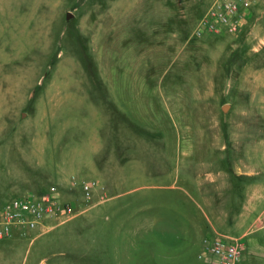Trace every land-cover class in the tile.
I'll return each instance as SVG.
<instances>
[{"label":"rangeland","instance_id":"1","mask_svg":"<svg viewBox=\"0 0 264 264\" xmlns=\"http://www.w3.org/2000/svg\"><path fill=\"white\" fill-rule=\"evenodd\" d=\"M139 1L83 19L67 9L107 7L0 0V210L55 187L81 211L79 185L90 179L105 185L109 198L32 249L25 240L0 242V264H210L198 258L200 247H185L169 231L159 237L152 224L170 218L181 199L171 189H187L188 173L203 172L199 143L215 135L264 137V0L239 35L203 38L193 32L214 0H171L172 11L166 0L149 1L148 15ZM93 22L98 38L90 50ZM168 50L179 61L163 81L166 61L161 68L150 62ZM187 69L188 82L180 79ZM181 89L179 105L174 95ZM106 100L99 116L96 103ZM178 139L196 145L187 153ZM125 141L132 148L124 154Z\"/></svg>","mask_w":264,"mask_h":264},{"label":"crops","instance_id":"2","mask_svg":"<svg viewBox=\"0 0 264 264\" xmlns=\"http://www.w3.org/2000/svg\"><path fill=\"white\" fill-rule=\"evenodd\" d=\"M94 1L98 4L101 3L102 7L104 5L107 8L105 10L99 9V7L96 9L94 7L96 4L91 2L90 8L92 9L85 13H83L84 11L80 13V10L77 8H68V15L70 13L69 16L71 17L73 11H76V13L80 14L79 18L84 19L93 17L95 13H101L99 16V19H101L103 13L108 16L111 14L109 11L122 8L123 3L129 0ZM149 1L152 2L154 0L139 1L143 4L140 7L145 10L146 15L150 12V6L147 4ZM105 2H108V4L106 5ZM129 7L128 9L131 11H136L138 5L133 8L132 4H130ZM169 8L172 11V8ZM94 22L90 23L91 26L89 27V31L94 34L92 41H90V50H93L94 46H96L98 38V23L94 25ZM145 24L146 20L144 22ZM134 26L136 28V25ZM167 26L170 27L167 33H174V29L169 23ZM139 30H142L141 25L137 26L136 31L139 32ZM160 50L162 51V49ZM165 61L167 65L161 68ZM178 61L179 54L173 56L168 50L164 53L160 52L159 60L153 59L150 64L153 63V67L155 64L160 66L161 76L164 77L163 81H166V77L170 73L171 64H178ZM191 66L193 73L194 65L192 64ZM149 69L151 68L149 67ZM186 71V74H184V71L181 72L180 79L188 82L190 77L188 69ZM176 78L179 79L177 75ZM167 89H170V83H168ZM185 96V89H181L180 93H178V98L175 95L174 98L179 104L183 103L181 98ZM107 104H109L107 100L103 104L102 101L99 105L96 103V109H99V116L102 114L100 112V106L103 105L105 108ZM120 112L124 113L125 111L120 110ZM219 126V124L215 123L212 129H220ZM210 134H212L211 129ZM195 145L196 143L192 139H178L176 142V146L185 147L184 151H187V153L189 152V147ZM199 145L205 146L203 150L205 157L203 160V172L201 174L194 172L188 173L187 185L189 188L187 186V189H171L181 191V199L178 201V204L176 203L177 205H172L170 218L164 215L158 216L152 225L158 231L159 237L166 236V233L169 231L173 234L172 236L177 242L184 243L185 247L189 249L195 247L203 249V241L206 238H221L228 241L242 240L244 242V252L238 264H264V243L260 240L264 237V173L262 172L264 170V149H260V147L264 146V137L248 136L228 138L215 135L204 142V144L199 143ZM122 148L125 154L126 151L132 148V143L125 141ZM97 152H99L98 149ZM113 153L115 152L113 151ZM199 177L201 180H198ZM102 186L107 191V187L103 184ZM58 193L63 200L62 193H60L59 189ZM98 195L99 193L96 192L93 197V200L95 199L96 202ZM108 200L109 198L106 201ZM105 202L95 204L93 207H88V204L84 203V206H80L82 209L77 217L90 212L93 208L99 207ZM107 219H109L108 216ZM254 232H263V237L259 240L252 239L250 236ZM45 236L46 234H33L29 237H24L16 233L12 238L2 242L12 243L15 246L18 242L21 243L25 240L28 242L29 249H32L35 243ZM44 261L43 258L42 263L46 264Z\"/></svg>","mask_w":264,"mask_h":264},{"label":"built area","instance_id":"3","mask_svg":"<svg viewBox=\"0 0 264 264\" xmlns=\"http://www.w3.org/2000/svg\"><path fill=\"white\" fill-rule=\"evenodd\" d=\"M256 1L214 0L199 19L194 36L203 38L210 35H239ZM72 181L77 182V178L72 176ZM79 186L88 207L108 199L106 190L95 179L81 181ZM96 192L99 193V198L92 204ZM80 212L71 202L63 201L55 187L43 194L14 198L0 210V242L12 238L16 233L24 237L34 233L47 234L72 221ZM243 252L242 240L206 238L198 258L210 264H238Z\"/></svg>","mask_w":264,"mask_h":264},{"label":"trees","instance_id":"4","mask_svg":"<svg viewBox=\"0 0 264 264\" xmlns=\"http://www.w3.org/2000/svg\"><path fill=\"white\" fill-rule=\"evenodd\" d=\"M166 2H167V5L172 4V5H171V8H173V2H172L171 0H166ZM204 13H205V12H204ZM204 13L201 15V17L204 15ZM201 17H200V18H201ZM200 18H199V19H200ZM43 193H45V192H42V193H40V194H43Z\"/></svg>","mask_w":264,"mask_h":264},{"label":"water","instance_id":"5","mask_svg":"<svg viewBox=\"0 0 264 264\" xmlns=\"http://www.w3.org/2000/svg\"><path fill=\"white\" fill-rule=\"evenodd\" d=\"M224 110H226L227 109V106H224V108H223Z\"/></svg>","mask_w":264,"mask_h":264}]
</instances>
